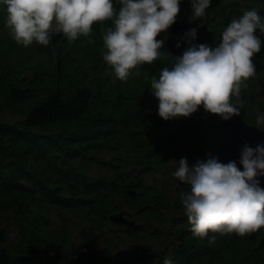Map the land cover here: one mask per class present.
<instances>
[{
  "label": "trees",
  "instance_id": "trees-1",
  "mask_svg": "<svg viewBox=\"0 0 264 264\" xmlns=\"http://www.w3.org/2000/svg\"><path fill=\"white\" fill-rule=\"evenodd\" d=\"M180 7L177 20L191 16V0ZM253 8L264 18V0H212L197 19L216 45L230 21ZM6 19L0 4V264H121L116 249L126 239L140 264H163L165 256L173 264H264V226L243 236L209 230L212 242L191 229L180 198L190 185L173 172L181 157L207 158L221 117L205 119L202 105L189 116L159 115L150 89L152 77L172 67L165 45L121 80L102 55L113 18L72 42L50 33L49 44L29 46ZM257 35L264 41V30ZM253 61L255 75L231 99L256 127L248 112L264 110V45ZM120 212L134 225L111 223ZM79 230L86 240L72 248Z\"/></svg>",
  "mask_w": 264,
  "mask_h": 264
},
{
  "label": "clouds",
  "instance_id": "clouds-1",
  "mask_svg": "<svg viewBox=\"0 0 264 264\" xmlns=\"http://www.w3.org/2000/svg\"><path fill=\"white\" fill-rule=\"evenodd\" d=\"M212 0H191V18L206 14ZM7 6L6 23L17 42L29 46L34 40L47 45L55 20L69 42L92 31L93 22L114 19V26L105 33L107 51L102 55L115 75L126 80L130 70L161 56L165 39H157L177 20L181 0H0ZM119 4L117 9L114 5ZM264 30V18L253 8L234 18L222 31L215 47L195 43L198 29L188 30L183 42L188 47L174 58L171 68L164 67L159 77H152L151 92L158 98V113L165 120L189 116L201 105L222 119L240 112L242 86L256 73L253 56L261 51L264 41L257 35ZM264 115L257 117L262 130ZM173 176L190 185L180 198L193 233L216 239L213 233L246 235L264 226V143L252 147L245 143L239 163H227L209 156L190 163L187 157L178 160ZM163 264H173L165 256Z\"/></svg>",
  "mask_w": 264,
  "mask_h": 264
},
{
  "label": "water",
  "instance_id": "water-1",
  "mask_svg": "<svg viewBox=\"0 0 264 264\" xmlns=\"http://www.w3.org/2000/svg\"><path fill=\"white\" fill-rule=\"evenodd\" d=\"M198 29V35L195 43H207L215 47L214 34L206 24H202L198 19H192L191 16L183 15L167 30L165 33V47L171 55V63L173 66L174 58L182 55L183 51L189 46L187 42H183L180 47H177V41L191 28ZM239 100L233 103H239ZM240 112L234 114L230 119L220 118L214 124V131L207 139L206 157H218L222 162H229L235 160L238 167L243 169V165L239 163L241 156V149L245 143L250 144L252 147L260 143H264V130H261L253 125L247 124L243 118L242 105ZM261 186L264 187V176L259 177ZM181 185L182 181H178ZM113 224H124L126 226L134 225L124 216L123 212L114 214L109 218ZM164 252L153 253L142 258L143 262L155 260L157 257L163 255Z\"/></svg>",
  "mask_w": 264,
  "mask_h": 264
},
{
  "label": "rangeland",
  "instance_id": "rangeland-1",
  "mask_svg": "<svg viewBox=\"0 0 264 264\" xmlns=\"http://www.w3.org/2000/svg\"><path fill=\"white\" fill-rule=\"evenodd\" d=\"M49 32L52 35H56L58 33H64L58 27V25L56 24L55 20L53 21V25L50 28ZM202 109H203V113H204L205 119H207L209 121H212L217 116H219L218 114H213V113H210V112L206 111L203 108V106H202ZM248 113H249V117L255 118L257 120V117L258 116L264 115V110L263 111H257V110L255 111L254 109H252V111H250ZM168 166H170L172 168V170H174L175 163H171ZM95 170L96 169L93 167L92 168V171L95 172ZM117 233L119 234V232H117ZM86 237H87L86 233L84 231H82V230H79V231L75 232L73 234V237H72V248L75 247V246H77L80 242H84L86 240ZM116 250H117V255L116 256H117L118 260H120V259L122 260L121 261V264H140V262L138 261L139 255L137 254V255L133 256L134 250L132 248V244H131V241L130 240H128V239L121 240L119 242V245L117 246V249ZM135 259H137V260H135Z\"/></svg>",
  "mask_w": 264,
  "mask_h": 264
}]
</instances>
